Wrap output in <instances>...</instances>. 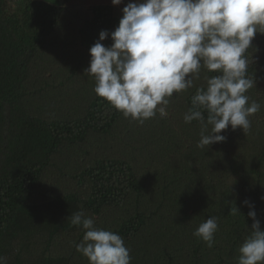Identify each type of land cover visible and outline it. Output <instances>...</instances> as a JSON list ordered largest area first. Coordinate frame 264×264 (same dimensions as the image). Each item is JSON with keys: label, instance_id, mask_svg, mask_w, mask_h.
I'll return each mask as SVG.
<instances>
[{"label": "trees", "instance_id": "16d2710c", "mask_svg": "<svg viewBox=\"0 0 264 264\" xmlns=\"http://www.w3.org/2000/svg\"><path fill=\"white\" fill-rule=\"evenodd\" d=\"M125 5L15 0L7 12L0 0V256L7 264H89L75 247L85 230L68 219L77 211L119 234L131 264H238L253 223L245 199L264 230V34L246 53L256 81L246 95L261 105L251 128H229L225 142L198 148L201 124L183 117L196 88L218 73L201 68L165 115L143 123L95 94L85 73L89 48L102 30H115ZM212 216L218 229L208 247L193 232Z\"/></svg>", "mask_w": 264, "mask_h": 264}, {"label": "clouds", "instance_id": "9594fccd", "mask_svg": "<svg viewBox=\"0 0 264 264\" xmlns=\"http://www.w3.org/2000/svg\"><path fill=\"white\" fill-rule=\"evenodd\" d=\"M122 3L111 0L114 6ZM121 11L115 30H102L89 48L85 73L94 78L98 97L124 117L143 123L157 113L165 115L173 94L193 88L205 68L218 75L196 88L183 117L186 124H201L197 147L225 142L221 133L229 128H251L249 117L261 105L249 103L246 95L256 84L254 74L248 75L246 53L255 35L264 34V0H131ZM109 37L112 44L106 47L102 41ZM242 203L253 223L239 247L238 264H264V230L255 205L248 199ZM233 212L240 214L237 207ZM68 219L85 230L75 247L89 264H131L130 250L119 234L96 227L83 211ZM217 229L218 218L212 216L193 235L212 247ZM0 264H7L6 257L0 256Z\"/></svg>", "mask_w": 264, "mask_h": 264}, {"label": "rangeland", "instance_id": "374dc122", "mask_svg": "<svg viewBox=\"0 0 264 264\" xmlns=\"http://www.w3.org/2000/svg\"><path fill=\"white\" fill-rule=\"evenodd\" d=\"M48 1L57 2V0H48ZM76 1H78L79 3L82 2L83 4H85V6H84L85 8H89L90 4H92V3L93 4H95V3L99 4L100 1H103V0H76ZM104 1H106V0H104ZM129 2H131V0H123V3H125V4H127ZM14 3H15V0H5V6H4L5 8L4 9H7V12L8 11L10 12L14 6ZM180 102H179V99H174L171 101V104L172 105H175V104L179 105Z\"/></svg>", "mask_w": 264, "mask_h": 264}]
</instances>
